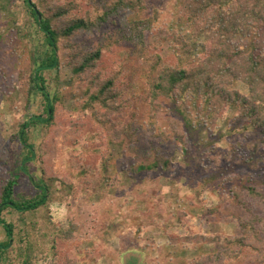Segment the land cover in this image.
<instances>
[{"label": "trees", "instance_id": "16d2710c", "mask_svg": "<svg viewBox=\"0 0 264 264\" xmlns=\"http://www.w3.org/2000/svg\"><path fill=\"white\" fill-rule=\"evenodd\" d=\"M15 1L0 0V13L9 11ZM19 1L27 21L19 27L12 23L11 28L16 35L20 33V40L26 38L27 49L17 54L16 62L25 78L26 101L41 97L44 117L30 116L17 133L22 160L15 171L27 176L36 193L16 194L15 175L0 185V228L4 234L0 264H37L40 258L34 247L35 222L22 220L23 227L15 234L14 223L5 220L2 213L33 212L48 200L44 176L38 181L27 174L26 163L34 155L27 129L38 124L44 129L58 125L60 92L51 93L46 78L52 69L67 67L75 92L82 95L76 113L64 117L65 133H91L95 144L103 149L101 157L110 153V145L130 155L132 161L124 168L137 183L135 193L139 188L148 190V183L156 184L167 172L174 181H182V186L190 183L198 187V181L210 188L216 182L223 184L227 179L224 176L232 172L230 164L242 158V144L233 142L226 151H220L209 139L211 135L200 147L196 142L189 144L194 131L208 132L220 119L231 116L229 133L236 134L240 129L257 133L258 141L264 144V0H172L174 16L185 20L191 41L185 40L180 29L155 28L156 18L146 14V0ZM201 37L203 48L197 50L195 42ZM122 44L136 54L137 62L129 74L122 70L124 61L116 59L108 65L104 60ZM162 51L171 63L164 61ZM57 78L58 74L52 75L55 82ZM238 82L245 86V93L234 88ZM147 134L150 140L144 146ZM173 145L181 153L180 163L172 161ZM220 153L229 161L210 170L209 165ZM255 153L253 148L241 163L255 167ZM49 181H58L61 187L69 183L56 176H50ZM252 182L248 173L242 189L247 191L246 196L259 198L257 203L262 205L264 193ZM111 184L103 181L100 193ZM230 189L237 197L244 191L235 186ZM171 193L170 197L176 199V193ZM245 201L239 198L238 202L245 206ZM113 213V206L108 205L106 213L84 219L80 227L72 224L66 230L56 229L51 254L60 256V242L68 244L84 236L75 237L78 230L84 231V237H102L114 221ZM238 226L239 232L234 235H203L202 240L215 242V250L189 264H255L264 259V217L252 213L250 218L239 220Z\"/></svg>", "mask_w": 264, "mask_h": 264}, {"label": "rangeland", "instance_id": "374dc122", "mask_svg": "<svg viewBox=\"0 0 264 264\" xmlns=\"http://www.w3.org/2000/svg\"><path fill=\"white\" fill-rule=\"evenodd\" d=\"M146 2V14L156 18L155 28L171 26L180 29L185 40L191 41L185 20L174 16L172 0ZM20 4L16 0L9 11L0 13V185L15 175L17 185L14 192L32 196L36 189L23 172L15 171L22 160L17 133L19 125L29 120L30 116L44 117V113L41 97L26 101L25 78L16 62L17 54L27 49L26 38L20 40V33L16 35L11 28L12 23L14 27H19L27 21L26 12ZM17 5L19 8L16 9ZM151 40L150 37L148 41ZM203 43V37L197 39V50H202ZM163 48L166 49V45ZM162 54L164 61L171 63L164 51ZM116 59L124 61L122 70L127 74L137 62L136 54L124 44L116 48L114 54L104 57L108 65L115 63ZM54 74H58L57 82L52 79ZM46 78L50 92H60L62 113L58 117V125L54 127L44 129L38 124L27 129L28 143L32 145L34 155L32 160L27 161L26 169L34 180L39 181L44 176L49 197L46 204L36 211L19 214L7 210L2 213L5 220L14 223L15 234L23 227L22 220L35 222L34 247L40 257L37 264H189L191 260L215 250V242L202 240L203 235L206 238L217 234L234 235L239 232V220L250 218L252 213L264 217V203L259 205V198L246 196L247 191L241 185L244 176L249 173L252 184L264 193V184L260 183L264 180V144L258 141L257 133L243 129L236 134L229 133L231 116L218 120L208 132L194 131L189 140L190 146L196 142L200 147L208 143L211 135L209 139L214 140L215 148L220 151H226L233 142L242 144V158L237 157L236 162L230 164L232 172L224 176L227 179L223 184L216 182L210 188L198 181V187L190 183L182 186V181H174L167 172L158 178L156 184L148 183V190L139 188L135 193L137 183L129 178L124 168L132 161L130 155L110 145V153L101 157L103 149L95 144L91 133L70 136L65 133L64 117L76 113L82 99L72 86L70 70L61 66L58 70L52 69ZM234 84V88L246 92L242 83ZM165 104L168 106V102ZM162 124L167 125L166 121ZM149 140L150 135L147 134L144 146ZM173 147L170 149L172 161L180 163L181 153L175 145ZM207 148L210 152V146ZM253 148L256 151L253 161L258 160L256 166L251 167L248 162L243 165L241 160L247 158ZM221 154L209 165L210 170H217L229 161V157H221ZM50 176L63 178L69 183L61 187L58 181H49ZM106 179L112 184L100 193L101 183ZM232 186L244 191L237 197L231 192ZM172 191L176 193V199L170 197ZM89 196L91 201L86 203ZM239 198L246 200L245 206L239 204ZM108 205L113 206L115 218L102 237H84V231L78 230L74 236H84L68 244L60 242V256L51 254L52 240L58 233L56 229L66 230L72 224L80 227L84 219L106 213ZM2 238L4 234L0 228V240ZM255 264H264V259Z\"/></svg>", "mask_w": 264, "mask_h": 264}, {"label": "water", "instance_id": "95a60500", "mask_svg": "<svg viewBox=\"0 0 264 264\" xmlns=\"http://www.w3.org/2000/svg\"><path fill=\"white\" fill-rule=\"evenodd\" d=\"M28 2H30V0H28ZM39 16V15H38Z\"/></svg>", "mask_w": 264, "mask_h": 264}]
</instances>
